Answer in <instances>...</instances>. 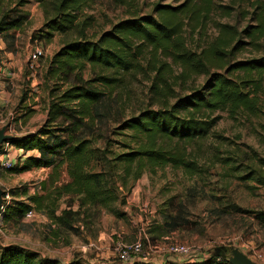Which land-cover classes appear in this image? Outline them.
I'll return each instance as SVG.
<instances>
[{
    "label": "trees",
    "instance_id": "16d2710c",
    "mask_svg": "<svg viewBox=\"0 0 264 264\" xmlns=\"http://www.w3.org/2000/svg\"><path fill=\"white\" fill-rule=\"evenodd\" d=\"M31 1L38 2L44 10L42 39L51 41L55 34L72 38L53 56L46 71L47 82L53 81L54 86L50 90L45 122L33 133L9 139L15 149L24 153L15 167L5 171L21 175L49 169L50 173L33 194L29 185L5 192V197L23 199L1 211L5 221L25 220L34 211L45 214L60 227L71 228L86 208H101L121 216L117 209L120 190L128 187L135 164L140 177L148 166L168 165L195 175L197 162L191 160L182 144L207 140L221 120L215 116L217 113L235 118L243 113L259 112L264 57L238 60L236 51L258 47L264 40V0H230L229 3L177 0L176 6L159 3L152 15L120 21L97 40L88 35L95 19L84 14L95 0H20L18 7ZM4 3L5 0H0V37L7 39L12 36L10 33L24 27L30 14L16 8L4 10ZM219 12L227 18L234 13L250 15L253 23L241 30L237 25L216 21ZM211 24L218 30L212 38L208 35ZM187 30L204 40L198 50L188 46ZM144 68L154 74L151 89L159 97L158 108H153V104L125 120L120 127L137 147L128 145V151L109 157L106 149L95 145L98 140L95 135L104 134L99 123L108 116L102 110L108 100L107 91L112 96L127 76ZM88 69L91 79L84 77ZM193 76H204L205 82L188 89L186 95L176 94V85L188 83ZM26 100L24 95L20 104ZM32 111H23L15 122L24 118L26 123ZM64 173L69 179L66 183L62 181ZM253 174L243 179L251 180ZM71 196L78 197L79 209L74 211L72 203H68V208L57 215L62 198ZM122 204H126L125 198ZM257 219L264 224V210L257 212ZM0 264L83 263L78 260L65 263L10 245L0 250ZM159 264L230 262L210 254L203 261L172 258Z\"/></svg>",
    "mask_w": 264,
    "mask_h": 264
},
{
    "label": "rangeland",
    "instance_id": "374dc122",
    "mask_svg": "<svg viewBox=\"0 0 264 264\" xmlns=\"http://www.w3.org/2000/svg\"><path fill=\"white\" fill-rule=\"evenodd\" d=\"M19 1L5 0L3 9L28 12V22L21 30L10 33L12 36L7 39L0 37V96L1 93L4 95L0 115L5 120L0 122V129L7 127L10 139L33 133L45 122L50 90L54 86L53 81L47 82L46 71L53 56L72 38L71 35L55 34L51 41L42 39L44 10L36 1L18 7ZM217 2L229 3L230 0ZM159 3L178 5L177 0H95L84 11L85 15L95 19L94 26L88 31L89 38L97 40L120 21L152 15ZM245 17L234 13L227 18L219 12L215 20L237 25L243 30L253 23L250 15ZM217 31L211 24L209 37L216 36ZM185 40L193 50L204 44V40L192 36L189 30L185 32ZM260 44L236 51L237 59L264 57V40ZM37 47L43 49L44 56L38 71L32 73L28 70V57ZM84 77L91 79L89 69ZM153 77L154 74L144 68L127 76L123 86L112 96L107 91L108 100L102 110L108 116L99 123L101 134H104L102 137L95 135L98 138L95 145L106 149L109 157L128 151V145L137 147L120 125L153 104V108H158L159 97L151 89ZM204 82V76H193L188 83L176 85V94L186 95L188 89L198 88ZM24 95L27 100L20 104ZM259 96L257 114L243 113L231 118L227 113H217L215 116H220L221 120L207 140L181 145L186 146L191 160L197 162L195 175L168 165L148 166L140 177L135 164L128 187L120 190L121 202L117 209L121 216L101 208H86L71 228L60 227L45 214L36 212L32 219L5 221L1 211L23 199L4 196L0 210V250L16 245L65 263L78 260L83 264H123L119 260L118 245H131L143 239L145 258L151 262L161 258L171 261L165 247L178 243L188 245L196 255L206 257L213 247L232 245L253 261L264 264V224L257 219V212L264 210V82ZM33 103H37L33 118L34 111L27 123H23L24 118L15 123L21 112L32 109ZM34 171L21 175L2 171L0 187L7 193L15 187L29 185L33 194L47 179L45 172ZM253 172L251 180L243 179ZM68 180L64 173L63 183ZM123 198L126 204H122ZM68 203H72L74 211L79 209L78 197H64L57 215L68 208ZM150 245H159L162 250L152 251Z\"/></svg>",
    "mask_w": 264,
    "mask_h": 264
},
{
    "label": "built area",
    "instance_id": "2783aa9c",
    "mask_svg": "<svg viewBox=\"0 0 264 264\" xmlns=\"http://www.w3.org/2000/svg\"><path fill=\"white\" fill-rule=\"evenodd\" d=\"M44 56L43 49L40 47L34 48L28 57V70L32 73H36L40 66V60ZM2 152H0V172L15 167L18 163L19 158L23 155L22 150L15 149L9 141L4 143ZM22 154V155H21ZM35 217V212L30 211L25 219H32ZM146 242L149 243V239L146 237ZM145 241L138 239L131 245L119 244L117 247L119 260L123 264H133L135 262L147 261L146 252L144 250ZM150 250L159 251L162 250L159 245L149 247ZM165 253L174 259H195V261H203L207 257L204 255H196L191 247L185 244H168L165 247ZM194 254V255H193ZM208 256V255H207Z\"/></svg>",
    "mask_w": 264,
    "mask_h": 264
},
{
    "label": "water",
    "instance_id": "95a60500",
    "mask_svg": "<svg viewBox=\"0 0 264 264\" xmlns=\"http://www.w3.org/2000/svg\"><path fill=\"white\" fill-rule=\"evenodd\" d=\"M10 139L8 135L7 127L0 129V147L7 143ZM5 191L0 187V210L4 201ZM221 256L225 259H228L230 264H259L253 261L247 254L241 251L238 247H213L209 255Z\"/></svg>",
    "mask_w": 264,
    "mask_h": 264
},
{
    "label": "crops",
    "instance_id": "0c3cea01",
    "mask_svg": "<svg viewBox=\"0 0 264 264\" xmlns=\"http://www.w3.org/2000/svg\"><path fill=\"white\" fill-rule=\"evenodd\" d=\"M1 88V87H0ZM3 93H1V96H0V106H1V108L2 107H4V103H3ZM37 105V103H33V105L32 106H34V107H32L31 105H29V106H31V108H32V110H34V113L32 114V118H33V115L36 113V111H37V108L35 107ZM22 113V112H21ZM10 114V113H9ZM12 115V114H11ZM18 116H22V115H18ZM45 117H47V112H46V116ZM32 118H29V120H31ZM25 120V119H24ZM5 120L3 119V117H2V115H0V122L1 123H3ZM20 122H22V121H19V122H15V123H20ZM27 123V122H26ZM14 124V123H13ZM19 125V124H18ZM30 132H33V131H30ZM8 135H10V134H8ZM22 155V154H21ZM39 173H46V176L48 177V175H49V169H40V170H37ZM37 171H34V172H37ZM27 173H31V172H27ZM27 173H23V174H27ZM186 260V259H185ZM154 263H157V264H159V263H165V260H164V258L162 259H156L155 261H153Z\"/></svg>",
    "mask_w": 264,
    "mask_h": 264
}]
</instances>
